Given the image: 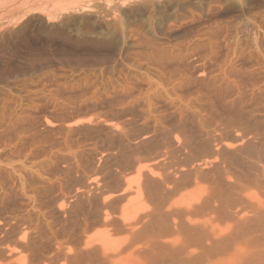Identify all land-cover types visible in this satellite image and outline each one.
I'll return each mask as SVG.
<instances>
[{"label":"rangeland","instance_id":"obj_1","mask_svg":"<svg viewBox=\"0 0 264 264\" xmlns=\"http://www.w3.org/2000/svg\"><path fill=\"white\" fill-rule=\"evenodd\" d=\"M117 1L118 0H62V4L65 5V8L67 10L59 11V9L55 10L56 7H53L55 5V3L57 2V0H39V1H37V0H0V118H1V124H2L1 125L2 128L0 130L1 131L0 132V149H1L0 150V218H1L0 224L3 223L4 220L6 222L10 221L9 223L8 222L6 223L4 221L5 224L2 225V226L6 225L5 229L8 228L7 231L13 230V228H14L13 225L15 226V224L19 223V222L23 223L21 228L22 227L26 228L32 224L33 220H34L33 225L34 224L35 225L34 226L31 225V227L33 226L32 228L37 227L39 221L41 223V224L39 223L41 227L39 225L37 227L39 230L45 231L46 228L44 229V227H48V228L55 227L56 226L55 224L57 222L60 223L63 220V218H62L63 216L57 210L59 208V206L61 205V202H63L62 205L65 208V209H63L61 207L63 211L70 209L72 206H74V207L79 206L81 204L82 200L79 199L77 202H74L73 198L71 199L72 194H74L75 192H79V193L83 192V190L86 191L87 186L91 183L90 178H93L95 180H98L101 178H106L105 180H108L109 178H107V176H113L112 171H115V172H116V170L119 171L120 168L116 163H118L119 161L121 162V160L119 159L120 157H122L121 158L122 162H123V160L127 161V159H129V158L132 159L135 155H136V158L137 157L140 158V156H138V155H140L141 153L140 154L138 153V155L137 154L132 155L133 157L130 156L131 152H133V151H134L133 153L136 152L135 151L136 147H135V149L133 148V151H132V147H134V146H132L131 144H133V145L136 144L135 142L138 140L139 137L145 135V133H148L151 130V128H153L154 123L149 116L146 117V115H148V114L147 113L145 114V112H147L145 110H147V109H146V107L143 108V106H145V104L144 105L142 104V103H144L143 100H146L145 97H147L149 94H153V92H156V91L162 93L163 91H167V89H168L167 96L168 97L170 96L168 99H170V98L171 99L170 100L167 99V101L174 103V104L177 103L176 105L180 106L179 108H181V106H182L181 109L185 110L184 112L182 111L183 112L182 114L184 115L186 113L187 117H189L188 118L189 120H191L193 118V115L195 118L200 117V116H202V117L204 116L203 118L206 119L209 117L214 118L217 115L218 116H220V115L225 116L226 114H230L229 108L226 106L228 108V110H227L224 103L222 102V101H224L223 98H226V96H228V95H226V93H224L225 96L223 95L222 98L220 97L221 99L219 98V96L218 97L212 96L210 98L211 100H207L205 98L206 95L203 93L205 90L199 84H197V88L200 86V88H198L199 90H197V88L195 87L196 85L191 86V87L187 86V89H186V87H184L185 89H183L181 87L183 90L181 88L179 90H177V88L173 89L174 87L172 86V84H170L171 79L169 78L170 80H168L166 78L168 76L167 74H165L163 72L164 75H163V73L161 74L162 76L157 75V71L155 72L153 67H148V64H150V63H148V60L145 57L149 52H148V50H146L145 46H143L141 48V51L138 50L139 46H137V42H135L136 38L139 37V38L151 41V42H155V43L157 42L163 48L164 47L165 48L167 47V49L169 48L168 53L171 51L170 53H172V54H173V52L175 53L177 51L180 52V51H185V50H191L193 52V50H195L193 53L191 51H187L188 52L187 57L189 56V59L187 58V60L185 61V63L187 65L184 63L185 69L183 70V72H185V73L183 75L190 77L191 80L193 78L194 79L195 78H201L200 76H202L203 81L207 82L209 79H210L209 81H211V83H213L215 81L213 83V85L215 84V87L222 88V89L225 88V90L226 89L229 90V88H233V90H234V87H232L233 86L232 81L229 80L230 81L229 82L228 80H226L225 76H223L224 75V73H222L223 71H221L220 68L218 67V65H216L217 64V63H215V61H216L215 56L216 55L213 53L215 56H213V54L212 55L210 54L211 55L210 56L207 53V51H203L204 48H205V50H208L211 47V46L209 47V45H211L212 43H213L212 45L219 43L221 46L219 44H218L219 46L215 45L216 48H215V46H213L214 50H219V48H220V50H224V49H226V47H225L226 45H231L232 48L237 47L238 49H240L242 47H243L242 49H244V47H245L244 50H247L248 52H250L256 56L258 55L259 60H261L264 56V0H210V1L209 0H198V1L193 0V2L189 5V7H181V6L179 7L175 3H169L170 0H161V1H165L166 3L160 2L161 4L157 3L156 5L153 4L152 6L149 4H148L149 5L148 6L144 2L140 3L141 1L136 2L137 0H127L128 3H126L125 4L126 6L124 5L121 9V10H123V11H121V13H123V14L117 13L119 16L115 13V10H114L115 5L117 4ZM131 1H133V2H131ZM170 2H172V0ZM185 8L186 9L188 8V9L186 10ZM210 8H212V9H210ZM132 11H134V12H132ZM190 13H193L192 16H194L193 17L194 20L192 19L191 16H190V18L188 17V14L191 15ZM111 14H113V15H111ZM114 14H116V15H114ZM48 18H50V20ZM112 19H114V20H112ZM196 19H197V21H196ZM180 21H182V22H180ZM106 25H108V27ZM122 28H124V29H122ZM130 29L132 31H135L134 33L137 32L136 34H138V35H136L132 38L131 37L132 35H130L128 33L130 31ZM207 30H209V31H207ZM215 30L217 32H214ZM226 30H228V31H226ZM231 30H233V31H231ZM211 31H213L212 34H211ZM257 31H259L260 33ZM142 32L144 33V36H143ZM208 32H210V33H208ZM255 32H256V34H255ZM120 33H121V35H120ZM203 33L205 36L203 35ZM216 33H218V34H216ZM235 33H236V35H235ZM243 33H245V34H243ZM139 34H140V36H139ZM128 35H130V37ZM163 36H165V37H163ZM212 36L213 37L215 36V37L213 38ZM209 37H211V40ZM122 38H124V39H122ZM227 38H229V40ZM237 38L239 39V41ZM244 38H246V39H244ZM155 39H156V41H155ZM216 39H217V41H215ZM196 40H197V42H196ZM262 40H263V42H262ZM226 41L228 43H226ZM259 41H260V44H259ZM134 42L136 44H133ZM214 42H216V43L214 44ZM189 43H191V44H189ZM196 43L199 45L200 48L197 47ZM233 43H234V45H233ZM169 44H170V46H169ZM181 44H183V45H181ZM222 44H224V45H222ZM245 44H246V46H244ZM248 44H249V46H248ZM184 45H186V46H184ZM185 47H186V49H185ZM207 47H209V48L206 49ZM143 51H145V53H147V54H144ZM163 51H167V50H163ZM138 52H139V55H138ZM191 53H192V55L190 56L189 54H191ZM220 54H221V52H220ZM217 55H218V53H217ZM261 55H262V58L260 57ZM130 56L132 57V59ZM196 56H198V57H196ZM205 57L207 58V60ZM216 58H217V56H216ZM200 59H201V61H200L201 63L198 62ZM142 60H143V62H141ZM138 61H140V62H138ZM142 63H144L145 66ZM188 65H189V68H188ZM193 65H194V67H193ZM196 65H197V68L200 67L199 68L200 72L197 71ZM198 65H200V66H198ZM128 66H130V67H128ZM132 66H133V68H132ZM261 66L263 67L264 65L262 64ZM137 67H138V70H137ZM143 67L147 68L148 70L146 71V69H144ZM208 67H209V69H208ZM149 68H150V70H149ZM217 68H219V70ZM203 69H204V71H203ZM213 70H214V73H216V74L213 73ZM189 71H190V73H189ZM134 73H135V75H134ZM205 73H207V74H205ZM132 74L134 75V77ZM139 74L141 77L139 76ZM143 74L145 75V77ZM198 74L200 75L199 77H198ZM219 74L220 75L222 74V75L220 76ZM163 77H164V80H163ZM211 77L213 78V80ZM142 78H144L145 81ZM150 78H152V79H150ZM165 78L167 79L166 80L167 82L163 83V81L165 82ZM219 79H221V80H219ZM130 80H132V82L133 81L134 82L132 83ZM159 80H161V81H159ZM124 81H125V83H124ZM158 81H159V83H158ZM217 82H219V84ZM122 83H124L126 85H124ZM147 83H149V84H147ZM168 83H169V85H168ZM132 84L135 88L132 86ZM137 84H139V86ZM125 86L127 88H125ZM142 86H143V88H142ZM148 88L150 90H148ZM155 88H157V89H155ZM143 89L144 90L146 89L145 90L146 92ZM151 89L152 90L154 89V90L152 91ZM171 89H173V90H171ZM262 89L263 88L261 87V89H259V91H261ZM193 90H196V91L194 92ZM129 91H130V93H129ZM134 91L136 94L134 93ZM199 91H201V93ZM172 92L173 93L175 92V93L172 94ZM190 92L191 93L193 92V93L191 94ZM196 92L198 93L197 95L194 94ZM234 92H236V90H234ZM249 93L251 94V90L249 92V89H248V90H246L245 95H250ZM134 94H135V96H134ZM186 94H187V96H185ZM122 95H124V96H122ZM139 95H141V97ZM230 95H232V97L226 98L225 99L226 102L231 101V99H233V97H235V96H233V94H230ZM235 95H237V94H235ZM117 96H118V98H116ZM137 96H139V97H137ZM176 96H177V98H176ZM202 96H203L204 100L202 99ZM135 97H137V98H135ZM185 97H187V98H185ZM192 97H196V98H192ZM198 97H200L201 99L200 98L198 99ZM246 97H249V96H246ZM178 98H179V100H178ZM122 99H124V100H122ZM187 99H188V101H187ZM205 99H206V101H205ZM137 100H139V101H137ZM202 100L204 102H202ZM218 100L221 101L223 104H221V102L218 103ZM122 101L124 104L122 103ZM135 101H137V102H135ZM187 102H188V104H187ZM205 102H207V106H208V103L210 102L209 106L211 108L213 107L212 104H214V106L215 105L216 106L213 107L212 109H209L208 107L206 108ZM190 103L192 105H190ZM199 104H200V107H199ZM220 104L223 105L224 109L220 108L221 107ZM186 105H188V106H186ZM201 105H203V107ZM183 106L184 107L186 106L185 108L187 110ZM139 107H140V109H138ZM129 108H131V109H129ZM127 110H129V112ZM130 110H132V111H130ZM219 110L221 112L224 111V113H226V114L220 113ZM139 111H140V113H139ZM214 111H216V112H214ZM135 112H136V114H134ZM208 112H210V113H208ZM115 113H117L116 114L117 117H115L116 116ZM199 113L202 115H200ZM206 113H207V115H206ZM214 113L215 114L217 113L216 116ZM219 113H220V115H219ZM120 114H122V115H120ZM125 115H127V116H125ZM143 115H144V117H143ZM15 116H16V118H15ZM121 116H124V117H121ZM139 116H140V118H139ZM191 116H192V118H191ZM205 116H207V117H205ZM118 117H120L119 121H118ZM202 117H200V118H202ZM128 118H131V119H128ZM170 118L172 119V117H170ZM3 119H4V121H3ZM85 119H86L87 123H85ZM171 119L169 121L166 120V123H169L171 121ZM16 120H17V122H16ZM83 120H84V122H83ZM121 121H123V122H121ZM141 121H143V122L141 123ZM9 122L12 125V129L14 128L13 130L10 129V126H9L10 124L8 125ZM42 122H43V125H42ZM93 122H95V123H93ZM99 122H100V124H99ZM150 122H152L153 125ZM46 123H47V126L45 125ZM49 123L52 124L51 125L52 127L49 126L50 125ZM66 123L69 124L68 128H67ZM107 123H109V124H107ZM110 123H112L111 125H113V126H114V124H116V126H118L115 134H114V132H112V130L110 131V129L108 128V127H110ZM119 123H120V125H119ZM133 123H134V125H133ZM137 123H139V124H137ZM29 124L32 125V127L29 126ZM88 124H90V125H88ZM104 124H106V125H104ZM24 125H25V127H24ZM72 125H74L75 127ZM121 125H122V129L120 127ZM129 125H131V126H129ZM136 125L138 127H136ZM70 126H72V127L69 128ZM8 127H9V129H8ZM60 128H62V130ZM131 128H133V129H131ZM53 129H54V131H53ZM18 130H20V131H18ZM60 130H61V132H60ZM2 131H4L3 132L4 134H2ZM32 131H34V132L32 133ZM128 131H129V133H128ZM139 131H141V132H139ZM144 131H145V133H142ZM17 132H18V134H17ZM106 132H108L109 134ZM124 132H126V133H124ZM25 133H27V134H25ZM29 133H31V134H29ZM47 133H48V136H47ZM41 134L44 136V138L42 137ZM66 134H67V136H66ZM20 135L22 136L21 138H20ZM4 136H8V137H4ZM17 136H19V137H17ZM127 136H128V138H127ZM132 136H134V138ZM135 136H136V138H135ZM137 136H139V137H137ZM10 137H12V138H10ZM14 137H16L17 139L16 138L14 139ZM113 137H115V138L117 137V138L115 139ZM5 138H8V141ZM18 138H20V140ZM22 139H24V140H22ZM121 140L122 141L124 140L125 142L124 141L122 142ZM39 141L41 144H38ZM28 142L30 145L28 144ZM14 143H16V144H14ZM17 143H19V144H17ZM42 143H44V144H42ZM47 143H49V144L47 145ZM151 143H153V142L151 141ZM151 143H149V144H151ZM9 144H11V145H9ZM24 144H25V147H24ZM35 144H36V146H35ZM145 144L148 147L150 146L149 144H147V142ZM145 144H141L139 147L137 146L138 147L137 149L144 151L143 148L147 147V146H144ZM109 145H110V149H109ZM16 147L19 148V150H17ZM27 148L30 150H28ZM122 148H124V149H122ZM2 149H3V151H2ZM35 149H36V151H34ZM115 149H116V151H115ZM122 150L124 153L122 152ZM5 151H7V152H5ZM22 151L23 152L26 151V152L23 153ZM47 151H49V152H47ZM116 152H117V155H116ZM26 153H27V155H25ZM44 153L46 156H44ZM85 153H86V155H85ZM35 154H36V156H35ZM41 154H42V156H41ZM112 154H113V156H112ZM10 155H12V156H10ZM94 155H96V157ZM107 155H110V156L107 157ZM115 155H116V157L117 156L118 157L117 158L114 157ZM124 155H125V158L123 159ZM38 156H39V159H38ZM1 157H3V158H1ZM102 157L103 158L105 157L106 159L105 158L103 159ZM6 158H8V159H6ZM112 158H113V160H107V159H112ZM136 158L134 157L133 159H136ZM41 159H42V161H41ZM45 159L47 160V162ZM8 160H10L9 161L10 166H9ZM6 161H7V163H6ZM22 161L24 164L22 163ZM55 161H57V162L54 163ZM25 162H27V163H25ZM51 162H53V163H51ZM81 162H82V164H81ZM129 162H130V160H129ZM15 164H18V165H15ZM21 164H22V166H21ZM33 164L35 166H33ZM92 164L94 165V167L92 166ZM114 164H116L119 169ZM96 165L98 168L96 167ZM40 166H42V168ZM26 167H27V169H26ZM46 167L50 170V172H49V170H47ZM50 167H51V169H50ZM109 167H111V168H109ZM11 168L14 169L15 171L14 170L12 171ZM29 168H30V170H29ZM43 168H46V169H43ZM55 168H57V169H55ZM39 169H40V171H39ZM9 170L12 173H10ZM43 170H45L46 172ZM106 170H107V172H106ZM120 171L116 172L117 174L115 173L116 174L115 176H118V173H121ZM84 172L86 174L88 172L87 176ZM15 173H17V174L20 173V174L17 175ZM45 173H47V174L45 175ZM89 173H91V174L89 175ZM26 174H28V175H26ZM113 174H114V172H113ZM19 175H21V176H19ZM70 175H72V176H70ZM4 176H6V177H4ZM14 176H17V177H14ZM43 176H44V178H43ZM95 176L97 177V179ZM21 178H22V180H20ZM24 178L27 181H29L28 182L29 184H27V181ZM14 180H16V181H14ZM18 181H20L21 183ZM53 183L54 184L56 183V184L54 185ZM4 184H8V186L4 185ZM50 187H51V189H50ZM14 188H15V190H14ZM38 189H40L42 191L39 192V191H37ZM57 189L60 191H58ZM23 190H24V192H23ZM33 191H35V192H33ZM1 192L2 193L5 192V193L2 194ZM26 193L28 194V196ZM29 193H31V194H29ZM8 194H9V196H8ZM19 194H21V195H19ZM55 194L56 195L58 194V195L56 196ZM64 194L66 196H64ZM5 196L8 198H6ZM30 196H32V197H30ZM44 196H46V197H44ZM53 196H55V197H53ZM31 199H33V200H31ZM45 200H47V201H45ZM69 200H73V202L76 204V206L74 205V203L72 204V206H69L71 203V201H69ZM12 201H13V203H12ZM56 201H58V202H56ZM20 202H22V204ZM32 203H34V204H32ZM40 203H42V204H40ZM29 205H32L34 207H31ZM38 205L41 208L42 207L43 208L41 209ZM47 206H49V207H47ZM55 206H56V208H55ZM1 209H2V211H1ZM29 209H31V210H29ZM17 210H18V213H17ZM4 212H7V213H4ZM24 212H26V213H24ZM30 214H31V216H30L31 218H29ZM4 215H5V217H4ZM18 215H21L20 217H22V215H24L23 219L22 218L20 219V217ZM26 215L31 220L27 219ZM33 215H34V219L32 217ZM1 216H3V217H1ZM14 216H16V218L18 216L17 221H16V218ZM50 217H51V219H50ZM25 218L28 221H31V223L29 222L30 223L29 224L28 222H26ZM36 219L39 221H37ZM11 220H14V221H11ZM49 220H51L52 222L50 221L48 224L47 221H49ZM53 220H55V221H53ZM54 222H56V223L54 224ZM20 223H19V225L16 224V226L19 227ZM24 223L25 224L28 223L27 226ZM46 223H47V225H45ZM7 224H8V227H7ZM9 224H10V226H9ZM50 224H52V225H50ZM48 225H50V226H48ZM11 226H12V228H11ZM42 227L44 230L42 229ZM16 228H14V229H16ZM39 233H40V231H39Z\"/></svg>","mask_w":264,"mask_h":264},{"label":"bare ground","instance_id":"obj_2","mask_svg":"<svg viewBox=\"0 0 264 264\" xmlns=\"http://www.w3.org/2000/svg\"><path fill=\"white\" fill-rule=\"evenodd\" d=\"M37 1H39V0H37ZM138 1H141L140 3L144 2L147 5L149 4L151 6L153 4L156 5L157 3H160V2L166 3L165 1H161V0H137L136 2H138ZM170 1H169V3H175L179 7L180 6L181 7H189V5L193 2V0H172V2H170ZM131 2H133V1H131ZM126 3H128L127 0H118L117 4L115 5V9H114L115 13L116 14L117 13L123 14V13H121V11H123L121 9ZM53 7H56L55 10L59 9V11L67 10L65 8V5L62 4V0H57V2L55 3V5ZM210 9H212V8H210ZM134 11H132V12H134ZM116 14H114V15H116ZM190 14L191 15L188 14V17L190 18V16H191L193 19V17H194V16H192L193 13H190ZM111 15H113V14H111ZM48 19L50 20V18H48ZM114 19H112V20H114ZM196 21H197V19H196ZM180 22H182V21H180ZM106 26L108 27V25H106ZM122 29H124V28H122ZM207 31H209V30H207ZM226 31H228V30H226ZM231 31H233V30H231ZM134 32L135 31H132L131 29L128 32L130 35H132L131 36L132 38L134 36L138 35V34H136L137 32L136 33H134ZM212 32L213 31H211V34H212ZM214 32H217V31L215 30ZM257 32H259V31H257ZM208 33H210V32H208ZM140 34H139V36H140ZM216 34H218V33H216ZM243 34H245V33H243ZM255 34H256V32H255ZM120 35H121V33H120ZM130 35H128V36L130 37ZM203 35H204V33H203ZM235 35H236V33H235ZM143 36H144V33H143ZM163 37H165V36H163ZM209 38L211 40V37H209ZM122 39H124V38H122ZM227 39L229 40V38H227ZM244 39H246V38H244ZM155 41H156V39H155ZM215 41H217V39ZM238 41H239V39H238ZM135 42H137V46H139L138 50L141 51V48L143 46H145L146 50H148L149 55L147 53H145V51H143L144 54H147L145 58L148 60V63H150V64H148V67H153L154 71L155 72L157 71V75H161L163 72L165 74H167L169 77L166 75L167 76L166 78L168 80L171 79V82L170 81L169 82L174 87L173 89L177 88V90H179L181 87L183 89H185L184 87H186V89H187V86L191 87V86H195V85H196L195 87L197 88V84H199L202 88H204L205 91L203 93L206 95L205 98L207 100H211L210 98L212 96H214V97L219 96V98L220 97L222 98L224 93H226V95H228V96H226V98H230V97H232V95H230V94H233V96H235V97H233V99H231V101L226 102L225 101L226 98H223L224 101H222L224 103L225 107L227 106L229 108L230 114H226V113H224V111L221 112L219 110L220 113H224L226 115L221 116L219 113L220 116H218V115L216 116V114L219 112L218 111L216 114L214 113L216 116L214 118L209 117V116H208L209 118H206V119L203 118L204 116L203 117L200 116L202 118H200V117L195 118L193 115V118L191 116L192 119L189 120L188 119L189 117H187L186 113L184 115L182 114L185 111V110L181 109L182 106H181V108H179L180 106L176 105L177 103L174 104V103L167 101V99L170 97V96L169 97L167 96L168 89H167V91H163L164 93L163 92L162 93L157 92V91L153 92V94L148 93L149 95L147 97H145L146 100H143L144 103H142V104L143 105L145 104V106H143V108L146 107V109H147V110H145V111H147V112H145V114L146 113L148 114V115H146V117L149 116L151 118V120L153 121L154 125L152 122H150V123H152L153 128H151V130L149 132L147 131L148 133H145V131L142 132V133H145V135H143L141 137L137 136L139 138L135 142L136 144H134V145L131 144L132 146H134V147H132V151H133V148L135 149V147H136V150H135L136 152L133 153L134 152L133 151L130 153L131 155L129 154L131 157H133L132 155H135V154L138 155V153L139 154L141 153L140 155H138V156H140V158L137 157L138 158L137 159L136 155H135L134 157L136 159H133L134 158L133 157L132 159L129 158V159H127V161L123 160V162H122V159H121L122 157H120L121 156L120 155L119 159L121 160V162L117 159L119 162L116 163L120 169L118 168V166L116 164H114L117 166L119 171L122 169L120 171L121 173H118V176H115V175L117 174L116 172H119V171L116 170V172H115V171L111 170L113 176H107V178H109L108 179L109 181L105 180L106 178H101L102 180L101 179L95 180L93 178H90L91 183L87 186L86 191L83 190V192H80V193L75 192L74 194H72L71 199L73 198L74 202H77L79 199L82 200L81 204L79 206H77V207L72 206V204L74 202H73V200H69V201H71L69 206H72V207L68 210L63 211L62 208L63 209H65V208L62 205L63 202H61V205L59 206V208L57 210L63 216L62 217L63 220L60 223L54 222V224L56 223L55 227L48 228V227L43 226L44 229L46 228V230L45 231L39 230L37 227H38V225L40 226L41 223L39 220L36 219L37 221H39L40 224L37 222L38 223L37 227L32 228L35 225V224L33 225V223H34V220H33L34 215H33L32 216L33 222L31 224V225H33L32 227H31V225H29L26 228H24V227L21 228L23 223L19 222L20 228L18 226H16V224L19 225V223H16L15 226L17 228L13 225V227L16 229L13 228V230L7 231L8 228L5 229L6 225L2 226L5 224L6 221L4 220L5 221L4 222L2 220L3 223L0 224V264H264V68H263L264 66L263 67L261 66L262 64L264 65V56L262 58L263 54L260 56L262 59L259 60L258 55L256 56V55L248 52L247 50H244L245 47H244V49H242L243 47L242 48L239 47L240 49H238L237 47L232 48L231 45H226L225 43L224 44L226 45L225 46L226 49L220 50V48H219V50H214L213 46H215V45L217 46L219 44L218 42H217L218 44H215L216 42H214L215 45H212L213 43L211 45H209V47L210 46L211 47L210 48L207 47L206 49L209 48L208 50H205V48H204L203 51H207V53L209 55L210 54L212 55L214 53L217 56V58H216V56L213 54V56H215V59L217 61V62L215 61V63H217L216 65H218L220 70L223 71L222 73H224L223 76H225L226 80L232 81V84H233L232 87H234V90H236V92H234L233 88H229V90H227V89L225 90V88L222 89V88L215 87V84L213 85V83L215 81L214 82L212 81L213 83H211V81H209L210 79L208 81L206 80L207 82L203 81L202 80L203 77L200 76L199 74H198V77L200 76L201 78H195V79L193 78L192 80L190 77L183 75L185 73V72H183V70L185 69L184 65L186 64L185 61L187 60V58L189 59V56L187 57V55H188L187 51H191V50H185V51H180V52L177 51L175 53L173 52V54H172V53H170L171 52L170 50H169L170 52L168 53L169 48L168 49H167V47L163 48L157 42L156 43L151 42V41L139 38V37L136 38ZM135 42L133 44H136ZM196 42H197V40H196ZM262 42H263V40H262ZM226 43H228V42L226 41ZM189 44H191V43H189ZM224 44H222V45H224ZM259 44H260V41H259ZM181 45H183V44H181ZM233 45H234V43H233ZM169 46H170V44H169ZM184 46H186V45H184ZM216 46H215V48H216ZM244 46H246V44ZM248 46H249V44H248ZM197 47H199L198 44H197ZM185 49H186V47H185ZM163 50H167V51H163ZM194 51L195 50H193V52ZM220 52H221V54H220ZM192 53L189 55L191 56ZM217 53H218V55H217ZM138 55H139V52H138ZM196 57H198V56H196ZM131 59H132V57H131ZM206 60H207V58H206ZM200 61H201V59L198 62H200ZM138 62H140V61H138ZM141 62H143V60ZM142 64H144V63H142ZM133 66H132V68H133ZM144 66H145V64H144ZM198 66H200V65H198ZM128 67H130V66H128ZM193 67H194V65H193ZM188 68H189V65H188ZM196 68H197V65H196ZM199 68H197V71H199ZM219 68H217V69L219 70ZM144 69H146V71L148 70L147 68H144ZM208 69H209V67H208ZM137 70H138V67H137ZM149 70H150V68H149ZM203 71H204V69H203ZM164 73H163V75H164ZM189 73H190V71H189ZM213 73H214V70H213ZM205 74H207V73H205ZM214 74H216V73H214ZM134 75H135V73H134ZM134 75H133V77H134ZM139 76H140V74H139ZM144 77H145V75H144ZM152 78H150V79H152ZM166 78H165V82L163 81V83L167 82ZM142 79L144 80V78H142ZM163 80H164V77H163ZM212 80H213V78H212ZM219 80H221V79H219ZM130 81L132 82V80H130ZM159 81H161V80H159ZM159 81H158V83H159ZM124 83H125V81H124ZM124 83H122V84H124ZM217 83L219 84V82H217ZM147 84H149V83H147ZM124 85H126V84H124ZM137 85L139 86V84H137ZM168 85H169V83H168ZM132 86H133V84H132ZM200 86L198 88H200ZM261 87L263 89L261 91H259V89H261ZM125 88H127V87L125 86ZM142 88H143V86H142ZM198 88H197V90H199ZM155 89H157V88H155ZM173 89H171V90H173ZM245 89L246 90L249 89V92L251 90V94L249 93L250 95H245V93H246ZM148 90H150V89L148 88ZM193 91L195 92L196 90H193ZM201 91H199V92L201 93ZM129 93H130V91H129ZM134 93H135V91H134ZM174 93L172 92V94H174ZM135 94H134V96H135ZM187 94L185 96H187ZM194 94L197 95L198 93L196 92ZM235 94H237V95H235ZM141 95H139V96L141 97ZM122 96H124V95H122ZM139 96H137V97H139ZM246 96H249V97H246ZM137 97H135V98H137ZM196 97H192V98H196ZM116 98H118V96ZM176 98H177V96H176ZM185 98H187V97H185ZM199 98L200 97H198V99ZM170 99H168V100H170ZM202 99L204 100L203 96H202ZM206 99H205V101H206ZM122 100H124V99H122ZM178 100H179V98H178ZM203 100H202V102H204ZM219 100H218V103L221 102ZM137 101H139V100H137ZM137 101H135V102H137ZM187 101H188V99H187ZM222 102H221V104H223ZM122 103H123V101H122ZM205 103H206L205 104L206 106L205 105L204 106L206 108L208 107L209 109H212L213 107L216 106V105L214 106V104H212L213 107L211 108L209 106L210 102L208 103V106H207V102H205ZM187 104H188V102H187ZM190 105H192V104L190 103ZM186 106H188V105H186ZM201 106L203 107V105H201ZM199 107H200V104H199ZM220 108L222 109L223 105H221ZM228 108H227V110H228ZM129 109H131V108H129ZM138 109H140V107ZM127 111L129 112V110H127ZM130 111H132V110H130ZM214 112H216V111H214ZM139 113H140V111H139ZM208 113H210V112H208ZM116 114L117 113H115V115ZM134 114H136V112ZM120 115H122V114H120ZM200 115H202V114H200ZM206 115H207V113H206ZM125 116H127V115H125ZM115 117H117V115ZM121 117H124V116H121ZM143 117H144V115H143ZM170 117H172V119ZM205 117H207V116H205ZM15 118H16V116H15ZM119 118L120 117H118V121H119ZM139 118H140V116H139ZM169 118L171 119V121L169 123H166V120H168ZM128 119H131V118H128ZM17 120H16V122H17ZM3 121H4V119H3ZM83 122H84V120H83ZM121 122H123V121H121ZM142 122L143 121H141V123ZM85 123H87L86 119H85ZM93 123H95V122H93ZM99 124H100V122H99ZM107 124H109V123H107ZM111 124L112 123H110V127H108V128L110 129V131L112 130V132H114V134H115L118 126H116V124H114V126ZM137 124H139V123H137ZM1 125L2 124H1V118H0V130L2 128ZM8 125L10 126V129H12V125L10 122L8 123ZM42 125H43V122H42ZM45 125L47 126V123ZM51 125L52 124H50L49 126H51ZM74 125H72V126H74ZM88 125H90V124H88ZM104 125H106V124H104ZM119 125H120V123H119ZM133 125H134V123H133ZM29 126L32 127V125H30V124H29ZM68 126H69V124H67V128H68ZM72 126H70L69 128H71ZM129 126H131V125H129ZM24 127H25V125H24ZM120 127L122 129V125ZM136 127H138V126L136 125ZM8 129H9V127H8ZM60 129L62 130V128H60ZM131 129H133V128H131ZM61 130H60V132H61ZM4 131H2V134H4L3 133ZM18 131H20V130H18ZM53 131H54V129H53ZM33 132L34 131H32V133ZM139 132H141V131H139ZM106 133H108V132H106ZM124 133H126V132H124ZM128 133H129V131H128ZM17 134H18V132H17ZM25 134H27V133H25ZM29 134H31V133H29ZM47 136H48V133H47ZM66 136H67V134H66ZM4 137H8V136H4ZM17 137H19V136H17ZM21 137L22 136L20 135V138ZM42 137L44 138L43 135H42ZM132 137L134 138V136H132ZM10 138H12V137H10ZM15 138L16 137H14V139ZM20 138H18V139L20 140ZM113 138H115V137H113ZM127 138H128V136H127ZM135 138H136V136H135ZM5 139H7V141H8V138H5ZM22 140H24V139H22ZM151 141L153 143H151ZM146 142H147V144L151 143V144H149L150 145L149 147L145 144ZM14 144H16V143H14ZM17 144H19V143H17ZM28 144H29V142H28ZM38 144H41L40 141ZM42 144H44V143H42ZM48 144L49 143H47V145ZM141 144H145L144 146H147L146 148H143L144 151L137 149ZM9 145H11V144H9ZM35 146H36V144H35ZM24 147H25V144H24ZM109 149H110V145H109ZM122 149H124V148H122ZM17 150H19V148H17ZM28 150H30V149H28ZM2 151H3V149H2ZM34 151H36V149ZM115 151H116V149H115ZM5 152H7V151H5ZM25 152L26 151H24L23 153H25ZM47 152H49V151H47ZM117 152H116V155H117ZM122 152H123V150H122ZM25 155H27V153ZM85 155H86V153H85ZM110 155H107V157ZM116 155L114 157H116ZM10 156H12V155H10ZM35 156H36V154H35ZM41 156H42V154H41ZM44 156H46L45 153H44ZM94 156L96 157V155H94ZM112 156H113V154H112ZM1 158H3V157H1ZM124 158H125V155H124L123 159ZM6 159H8V158H6ZM38 159H39V156H38ZM107 160H113V158L107 159ZM129 160H130V162H129ZM9 161L10 160H8V163H9ZM41 161H42V159H41ZM46 162H47V160H46ZM56 162L57 161H55L54 163H56ZM6 163H7V161H6ZM22 163H23V161H22ZM25 163H27V162H25ZM51 163H53V162H51ZM81 164H82V162H81ZM15 165H18V164H15ZM9 166H10V163H9ZM21 166H22V164H21ZM33 166H35V165L33 164ZM92 166L94 167L93 164H92ZM40 167L42 168V166H40ZM96 167H97V165H96ZM46 168H43V169H46ZM109 168H111V167H109ZM26 169H27V167H26ZM40 169H39V171H40ZM50 169H51V167H50ZM55 169H57V168H55ZM13 170L14 169H12V171ZM29 170H30V168H29ZM47 170H49V169L47 168ZM43 171H45V170H43ZM49 172H50V170H49ZM106 172H107V170H106ZM113 172H114V174H113ZM10 173H12V172L10 171ZM15 174H17V173H15ZM18 174H20V173H18ZM46 174L47 173H45V175ZM87 174H88V172H87ZM87 174H86V176H87ZM90 174L91 173H89V175ZM26 175H28V174H26ZM19 176H21V175H19ZM70 176H72V175H70ZM4 177H6V176H4ZM14 177H17V176H14ZM43 178H44V176H43ZM96 179H97V177H96ZM20 180H22V178ZM14 181H16V180H14ZM18 182H20V181H18ZM28 182L29 181H27V184H29ZM4 185L8 186V184H4ZM50 189H51V187H50ZM14 190H15V188H14ZM37 191L41 192L42 190L38 189ZM58 191H60V190H58ZM23 192H24V190H23ZM33 192H35V191H33ZM3 193H5V192H3ZM29 194H31V193H29ZM19 195H21V194H19ZM8 196H9V194H8ZM27 196H28V194H27ZM32 196H30V197H32ZM64 196H66V195L64 194ZM44 197H46V196H44ZM53 197H55V196H53ZM6 198H8V197H6ZM33 199H31V200H33ZM45 201H47V200H45ZM56 202H58V201H56ZM12 203H13V201H12ZM20 203L22 204V202H20ZM32 204H34V203H32ZM40 204H42V203H40ZM74 205L76 206L75 203H74ZM29 206L34 207L32 205H29ZM47 207H49V206H47ZM55 208H56V206H55ZM31 209H29V210H31ZM1 211H2V209H1ZM4 213H7V212H4ZM17 213H18V210H17ZM24 213H26V212H24ZM18 216L20 217L21 215H18ZM18 216H17V218H16V216H14L16 218V221L18 219ZM30 216H31V214L29 215V218H31ZM1 217H3V216H1ZM4 217H5V215H4ZM23 217H24V215H22V217H20V219L21 218L23 219ZM29 218L27 216V219H29ZM27 219H26V222L31 223V221H28ZM50 219H51V217H50ZM14 220H11V221H14ZM29 220H31V219H29ZM55 220H53V221H55ZM50 221L51 220L47 221L48 224ZM7 222L9 223L10 221H7ZM10 224H9V226H10ZM27 224H25V225L27 226ZM52 224H50V225H52ZM45 225H47V223ZM50 225H48V226H50ZM7 227H8V224H7ZM43 227H42V229H43ZM11 228H12V226H11ZM39 231H40V233H39Z\"/></svg>","mask_w":264,"mask_h":264}]
</instances>
